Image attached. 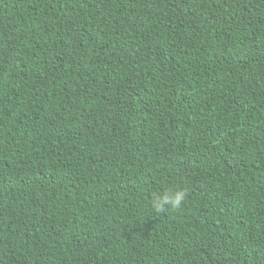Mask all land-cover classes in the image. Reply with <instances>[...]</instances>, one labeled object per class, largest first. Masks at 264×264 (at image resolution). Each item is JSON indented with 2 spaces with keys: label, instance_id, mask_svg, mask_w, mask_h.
Here are the masks:
<instances>
[{
  "label": "trees",
  "instance_id": "16d2710c",
  "mask_svg": "<svg viewBox=\"0 0 264 264\" xmlns=\"http://www.w3.org/2000/svg\"><path fill=\"white\" fill-rule=\"evenodd\" d=\"M0 264H264V0H0Z\"/></svg>",
  "mask_w": 264,
  "mask_h": 264
},
{
  "label": "clouds",
  "instance_id": "9594fccd",
  "mask_svg": "<svg viewBox=\"0 0 264 264\" xmlns=\"http://www.w3.org/2000/svg\"><path fill=\"white\" fill-rule=\"evenodd\" d=\"M187 195L186 190H173L163 194H155L152 197L151 206L157 213H163L166 209L178 210Z\"/></svg>",
  "mask_w": 264,
  "mask_h": 264
}]
</instances>
